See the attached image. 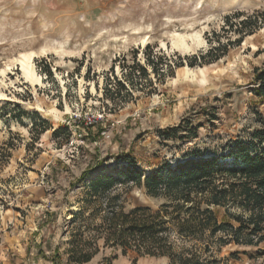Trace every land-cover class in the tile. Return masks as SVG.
<instances>
[{"label":"rangeland","instance_id":"rangeland-1","mask_svg":"<svg viewBox=\"0 0 264 264\" xmlns=\"http://www.w3.org/2000/svg\"><path fill=\"white\" fill-rule=\"evenodd\" d=\"M263 12L264 0H0V264H78L80 248L96 251L83 264H170L124 253L99 227L113 208L165 201L120 174L130 160L148 174L236 141L264 147L253 138L264 132V22L241 44L234 31ZM229 41L218 60L189 64ZM24 53L41 83L25 78ZM105 174L119 181L93 194ZM211 248L206 264H264V240Z\"/></svg>","mask_w":264,"mask_h":264},{"label":"trees","instance_id":"trees-1","mask_svg":"<svg viewBox=\"0 0 264 264\" xmlns=\"http://www.w3.org/2000/svg\"><path fill=\"white\" fill-rule=\"evenodd\" d=\"M240 15L241 12L235 14ZM231 17L227 15L226 19L234 27ZM252 17L238 23L234 31L240 37L235 43L241 44L246 35L253 33L249 23L258 26L260 21L264 22V17L259 14L254 19ZM233 42L189 58V64L194 66L198 60L205 62L211 56H214L211 60H218ZM222 49L223 54L214 55L215 51ZM147 62L159 74L151 56ZM137 67L147 76L145 66ZM45 72L51 75L48 66H45ZM259 79L263 80L264 74ZM118 85L126 89L121 81ZM263 86L260 87L261 92H264ZM107 91L110 89L106 87ZM110 96L113 98L112 94ZM253 138L264 144L263 131H256ZM191 155L196 157L176 165L167 164L164 169L148 174L134 167L130 160L133 166L120 174L124 173L127 182L144 187L148 195L163 197L165 201L158 211L148 206L136 207L129 212L113 208L104 215V223L99 227L101 233L102 225L107 226H104L109 230L107 241L124 247V253L134 249L141 255L169 256L170 264H206L201 258L212 251L214 244H257L264 240V147L258 149L252 142L236 141L225 154L208 156L207 153L196 152ZM229 159L232 162H228ZM118 181L114 175H101L91 182L90 189L93 194L100 195ZM214 207L225 209V219L218 217ZM220 232L222 234L217 235ZM173 234L185 242H192L193 247L183 246L177 252L171 239ZM95 252L89 248H80L78 252L72 249L70 260L83 264L90 261Z\"/></svg>","mask_w":264,"mask_h":264},{"label":"bare ground","instance_id":"bare-ground-1","mask_svg":"<svg viewBox=\"0 0 264 264\" xmlns=\"http://www.w3.org/2000/svg\"><path fill=\"white\" fill-rule=\"evenodd\" d=\"M33 57H34L33 53H28V54L24 53V55H22V57L20 58L21 69L27 80L31 81L34 84L35 82L41 83L42 78L35 69L34 66L35 64L33 63ZM0 95L3 94L0 93Z\"/></svg>","mask_w":264,"mask_h":264}]
</instances>
